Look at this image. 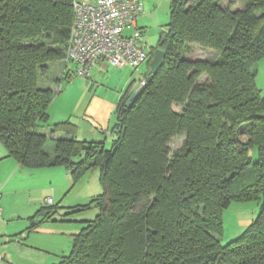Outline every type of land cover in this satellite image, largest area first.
I'll return each mask as SVG.
<instances>
[{
	"label": "trees",
	"instance_id": "1",
	"mask_svg": "<svg viewBox=\"0 0 264 264\" xmlns=\"http://www.w3.org/2000/svg\"><path fill=\"white\" fill-rule=\"evenodd\" d=\"M221 1L170 0L147 74L156 48L164 51L162 64L130 106L131 93L120 96L111 148L76 140L62 121L51 128L64 132L52 155L40 128L55 92L38 78L65 56L73 0H0L6 155L24 167H68L76 180L94 166L104 186L71 206L98 212L81 221L69 252L52 264H264V94L255 81L264 58V0H245L237 9L234 0L227 7ZM190 43L217 56L189 60L183 48ZM64 71L62 79L74 76ZM176 135L184 138L171 150ZM251 200L258 207L254 219L221 244L223 210ZM59 207L39 208L30 227L54 220Z\"/></svg>",
	"mask_w": 264,
	"mask_h": 264
},
{
	"label": "rangeland",
	"instance_id": "2",
	"mask_svg": "<svg viewBox=\"0 0 264 264\" xmlns=\"http://www.w3.org/2000/svg\"><path fill=\"white\" fill-rule=\"evenodd\" d=\"M169 1L143 0V12L137 19V26L141 28L149 46L156 45L160 32L169 21ZM229 1L222 0L221 6L227 7ZM244 4L245 0H234L231 8H242ZM133 31L132 27L124 28L122 33L127 35ZM183 52L189 60L217 56L213 49L195 43L187 47L185 45ZM64 62L63 58L49 63L48 69L38 78L40 87H51L55 92L47 109V123L40 128L46 135L45 151L54 154L55 137H61L64 132L56 131L53 134L51 128L62 121L72 125L71 134L76 140L103 141L104 147L110 149L120 95L137 91L146 82L149 75L146 62L137 70L129 66L115 68L108 65L107 71L89 72L87 77L75 75L70 79H62L65 73ZM258 64L256 84L264 93V59ZM204 79L205 76L200 77V80ZM172 109L179 111L180 105L173 104ZM183 138L184 135L173 136L168 143L170 149L178 148ZM3 151L5 149L0 140V153ZM249 155L252 160H256V148L251 149ZM15 167L14 158L0 159V179L6 180L4 190L0 191L4 194L3 199L0 197V207L2 210L3 206L7 211L0 218V254L3 256L0 264H42L45 258L46 264L56 262V256L69 252L73 234L83 225L81 221L93 219L98 212L96 207L72 211L75 209L71 206L87 203L104 191L99 169L93 166L76 180L65 166ZM48 198H51L50 203L47 202ZM49 205L60 206L54 220L44 221L36 229L27 231L28 218L39 207ZM257 210V204L252 200L231 202L222 214L223 231L219 236L221 244L237 237L254 219ZM68 211L70 213L65 214ZM15 233L17 236L8 241Z\"/></svg>",
	"mask_w": 264,
	"mask_h": 264
},
{
	"label": "built area",
	"instance_id": "3",
	"mask_svg": "<svg viewBox=\"0 0 264 264\" xmlns=\"http://www.w3.org/2000/svg\"><path fill=\"white\" fill-rule=\"evenodd\" d=\"M141 14L140 0H73V21L64 56L65 69L74 76L84 77L94 66L101 64L115 68L129 66L137 70L152 50L137 26ZM130 27L134 31L124 35L122 30ZM47 202L50 203L51 198Z\"/></svg>",
	"mask_w": 264,
	"mask_h": 264
},
{
	"label": "crops",
	"instance_id": "4",
	"mask_svg": "<svg viewBox=\"0 0 264 264\" xmlns=\"http://www.w3.org/2000/svg\"><path fill=\"white\" fill-rule=\"evenodd\" d=\"M88 1H95V0H88ZM146 1V0H145ZM140 2H141V4H142V12H143V5H144V2H143V0H140ZM140 28V27H139ZM141 29V28H140ZM155 46V45H154ZM264 59V58H263ZM262 60V59H261ZM260 62V61H259ZM107 71L108 70V64H101V65H96V66H94L91 70H90V72H95V73H99V72H103V71ZM258 71H259V64H258V66H257V74H258ZM257 74H256V77H257ZM255 81H256V78H255ZM257 85V84H256ZM259 88V87H258ZM260 89V88H259ZM260 91H261V93H262V90L260 89ZM264 94V93H263ZM122 95V94H121ZM120 95V96H121ZM43 133V132H42ZM4 147V146H3ZM5 149V148H4ZM6 151V150H5ZM5 151H3V152H1L0 153V159H2V158H5V157H9V156H7L6 155V152ZM15 165V164H14ZM17 167H24V166H21V165H19L18 163H17V161H16V167L15 168H17ZM5 181L6 180H4V179H0V191L2 192V190H4V187H5V185H6V183H5ZM4 198V194L2 193L1 194V199H3ZM40 208V207H39ZM38 208V209H39ZM37 209V210H38ZM37 210L34 212V214L37 212ZM2 211H3V215L2 216H4L5 214H7V211L4 209V207L2 206ZM33 214V215H34ZM33 215H31V217L33 216ZM84 220V219H83ZM31 219L30 218H28V222H29V224H28V226H26V230L27 231H30V230H32V229H36V227L37 226H35V227H33V228H31L30 226H31ZM14 236H17V233H15V234H13V235H11V237L10 238H8L7 240L9 241V240H12V239H14ZM64 254H67V253H61L60 255H58V256H56V260L58 261L59 260V258H60V256L61 255H64ZM45 262L47 261L46 260V258H45V260H44ZM44 261L42 262V264H46V263H44ZM56 261V262H57ZM56 262H53V261H51V263L50 264H52V263H56Z\"/></svg>",
	"mask_w": 264,
	"mask_h": 264
},
{
	"label": "water",
	"instance_id": "5",
	"mask_svg": "<svg viewBox=\"0 0 264 264\" xmlns=\"http://www.w3.org/2000/svg\"><path fill=\"white\" fill-rule=\"evenodd\" d=\"M164 51L156 48L153 52V56L150 60L149 67H150V74L147 76L146 81H149L152 76L157 72L158 68L161 66L163 61ZM137 91L131 92L129 97L126 100V106H130L133 101L136 99Z\"/></svg>",
	"mask_w": 264,
	"mask_h": 264
}]
</instances>
